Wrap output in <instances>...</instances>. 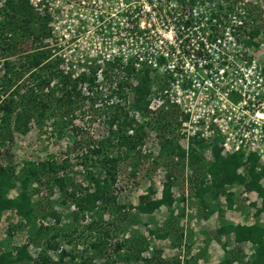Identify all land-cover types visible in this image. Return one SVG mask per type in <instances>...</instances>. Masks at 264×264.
<instances>
[{
  "label": "rangeland",
  "instance_id": "1",
  "mask_svg": "<svg viewBox=\"0 0 264 264\" xmlns=\"http://www.w3.org/2000/svg\"><path fill=\"white\" fill-rule=\"evenodd\" d=\"M33 1L42 8H49L53 37L48 40L61 55L63 67L73 74L99 64V82L104 85L101 70L107 65L106 62L111 64L113 58H120L119 63H124L135 60L142 53L160 62L161 67H157L152 73L153 76H160L151 81L152 90L147 98L150 103L146 118L154 120L158 112L165 113L167 109L175 108L176 134L181 140L182 148L188 150L191 142H187V138H191L194 131L197 132V136H194L197 140L203 139L202 149L193 144L194 148L191 150L195 156L166 158L159 156V131L162 125L152 123L147 127L145 139L137 147L141 156L135 175L127 177V172L131 173L133 170L130 169V162L121 165L116 192L118 204L126 207L127 218L120 223L118 221L116 225H110L112 230L109 234H112L114 240H121L128 233L137 231L149 242L144 256L151 254L152 249L159 248L161 258L169 262L179 261L180 264H219L224 257L222 242L225 240L228 241L227 249L231 255L232 250L240 249L238 254L234 253L239 258L232 264H244L248 261L255 245L248 241L237 244L233 241L232 234L218 236L215 229L219 221L223 220L233 224L259 223L264 227V211L257 213L263 199L255 191L246 190L243 184L234 182L225 186L226 192L233 193L231 206L227 204L226 192L206 193V205L202 206L194 195V186L199 181L203 182L204 169L213 159L214 145L221 148L222 155L242 152L243 158H246L254 153L257 157V170L264 168V100L259 109H246L248 105L245 99H249L251 91L248 94L244 91L255 84L253 81L256 71L261 70L264 74V0H236V3L239 1L243 5L249 3L260 17L258 22L263 34L259 40L263 42L261 48L254 53H248L247 48L230 42L228 34L224 42L213 44V35L205 33L215 30V27L212 24L211 29H208L211 25L208 22L209 14L203 12L202 3L196 4V12L200 16L195 15L187 20L179 17V9L174 5V0ZM230 1L226 0L228 4ZM214 7L211 13L218 9ZM189 8L190 6L186 9ZM138 16H141L138 20L140 29L136 26ZM206 22L207 28L204 29L202 23ZM226 31H229V27ZM207 45L211 47V51L206 53ZM167 65L174 66L175 71L173 79H170V100L173 103L169 101V105L173 107L168 105L159 109L161 99L157 86L160 79L164 78L162 76ZM1 73L2 71L0 75ZM120 77H124L123 73ZM231 90H237V93L232 94ZM239 90L243 92L241 97L237 95ZM226 91L232 101L227 99ZM105 99L106 97L99 96L86 101L80 108L74 109L69 122L62 123L61 112L57 110L56 114H47L43 123L32 121L25 133L12 130V138L9 139L10 135L5 136V141L0 142V164L10 168L9 172L18 178L30 164L37 167L41 161L53 160L62 164L66 160L67 171L60 169L58 174H69L75 183L84 184L82 159L88 152L87 145L92 147L98 140H107L108 132L114 127L111 121L112 109L109 107L112 101ZM131 113L140 118L133 109ZM213 117L217 120H213ZM90 160L92 159L88 162ZM237 172L246 176L245 166H241ZM167 174L174 176L169 193L174 214L169 218V207L163 204L148 215H139L136 205L140 196L146 194L150 187L155 192L151 197L159 198L162 182ZM42 176L29 185V193L36 189L32 193L33 198L45 201L47 198L51 202H48L47 209L55 210L60 220L56 221V217L49 215L43 218L41 211L36 208L37 218L33 224L28 225L15 209L0 212V250L28 244V251L35 258L42 247L47 249L45 241H30L32 227L39 225H54L53 229L47 231V236H44L50 238L49 242H59L66 249L75 247L78 252L84 247L89 248V241L92 240L89 238L94 235V231L89 232L85 228L89 218L82 217L79 212L77 220L74 219L71 211H76V206L71 204L68 207L62 203L60 191L46 184L48 174ZM208 181L209 176L205 178V182ZM192 182L196 184L193 185ZM261 183L264 185V179ZM19 191L17 183L6 189L3 196L14 198ZM179 212L182 216H177ZM110 216L112 214L105 213L104 222L112 219ZM120 226L126 229L125 233L119 229ZM153 228H166L170 235L164 239L156 238L149 232ZM55 231L71 234L69 238L62 235L63 237L52 239L51 235ZM48 251L52 255L55 252ZM87 252L85 255L89 254ZM116 254H111L110 258L115 260L110 264H142L120 261L115 257ZM103 261L95 260V263Z\"/></svg>",
  "mask_w": 264,
  "mask_h": 264
},
{
  "label": "trees",
  "instance_id": "2",
  "mask_svg": "<svg viewBox=\"0 0 264 264\" xmlns=\"http://www.w3.org/2000/svg\"><path fill=\"white\" fill-rule=\"evenodd\" d=\"M209 2L211 6L218 8L217 17L220 14L227 21L235 20L233 26V36L235 40L242 43L244 48L258 51L262 42L259 37L263 31L258 22L259 15L253 7L248 4H241L236 0H231L228 4L226 0H174V5L182 11L187 7L198 4V2ZM214 7V8H215ZM51 16L48 8H39L31 0H0V142L5 141L4 137L10 135L12 130L27 132L32 121L43 123L49 113L61 112V122H69L74 109L80 108L88 100H93L99 96L106 97V101L111 100L112 105V125L107 140H98L88 146V152L82 159L84 169V184L75 183L69 174H58L60 169H66L65 160L62 164H57L53 160L41 161L37 167L28 165L25 171L16 178L10 168L0 164V212H7L15 209L18 216L25 220V224H33L37 218L38 211H41L43 218L59 216L55 210L51 211L46 201L42 198H33L32 189L29 193V185L40 180L42 175L48 174L46 184L56 187L60 191L62 203L66 206L74 204L76 211H71V215L77 220V214L82 213V217L89 218L85 228L87 231H94L93 238L89 241V248H82L78 252L77 248L66 249L60 246L59 242H49L47 231L53 229L50 226H33V233L30 241L42 240L46 242V248L42 247L37 256L33 258L28 251V244H20L14 248L6 247L0 250V264H96L95 260H104L100 264H110L115 259H111V254L117 253L118 260L130 263L131 261L142 264H180L179 261H165L161 258V249L154 248L152 253L144 256L143 253L149 248L148 240L132 231L121 240H114L112 230L109 226L116 225L119 221L127 218L125 205L118 204V175L121 172V165L130 162L131 173L127 172V177H133L139 166L141 153L137 147L144 141L147 127L152 123L162 125L160 128V151L159 156L166 158L178 156H195L194 145L200 149L204 146L202 140H197L192 136L188 142V150L182 148L180 138L177 137L175 108H169L165 113L162 111L156 114L154 120L147 119V112L150 103L148 96L151 94L152 82L160 75H154L145 61L136 66V61H125L119 63L120 58H113L111 64L101 70L103 82H99L98 66L87 67L76 74L62 66L61 55L56 52V47L50 43L49 38L53 37L50 26ZM229 23V22H228ZM139 61V60H138ZM115 66V67H114ZM115 70V72H114ZM123 73L124 77H120ZM168 80L160 79L157 90L161 99L159 109L169 105L166 90ZM156 91V90H155ZM117 97L115 100L112 98ZM129 97V99H128ZM264 95L257 96L261 102ZM123 100V103L121 101ZM123 104V105H122ZM170 106V105H169ZM173 107V106H170ZM131 108V109H130ZM138 113L137 118L131 110ZM72 113V114H71ZM66 116V117H65ZM111 125V126H112ZM12 134L9 139H11ZM8 139V138H7ZM106 142V143H105ZM137 150V151H136ZM8 152V151H7ZM213 159L208 162L204 169L203 182L194 186V195L199 202H204L205 194H216L226 192L225 186L234 182L241 183L246 190L255 191L262 199V205L258 212L264 211V168L257 170V157L254 153L243 158L242 152L222 155L221 148L212 146ZM140 153V154H139ZM89 159H92L88 162ZM245 166L246 176L238 173V169ZM129 167V166H128ZM209 176V181L205 178ZM15 177V178H14ZM43 177V176H42ZM173 175H166L162 182L159 198H154L155 192L148 188L146 194L139 198L136 210L139 215H148L161 205L169 207L170 215L174 214L170 190L172 187ZM195 180V179H194ZM197 181V179H196ZM19 185L20 191L14 198H5L6 189ZM228 206L232 203V192H226ZM46 202V205H43ZM37 208V209H36ZM184 211H182L183 213ZM110 213L112 219L104 222V214ZM179 212L177 216H182ZM116 214V215H115ZM122 233L126 229L119 228ZM150 234L159 239H164L170 235L169 230L149 229ZM10 233V229H8ZM215 233L218 236L233 235V241L237 244L251 242L255 245L248 261L244 264H263L264 261V227L259 223L254 224H233L228 221H219ZM71 233L54 232L52 239L58 236L69 238ZM62 236V237H63ZM228 241L222 242L224 257L219 264H232L239 258L236 254L240 249L232 250L231 255L227 249ZM236 249V248H235ZM48 250H53L55 258ZM88 251L87 255L85 252ZM236 253V254H234ZM183 264H186L184 262Z\"/></svg>",
  "mask_w": 264,
  "mask_h": 264
},
{
  "label": "built area",
  "instance_id": "3",
  "mask_svg": "<svg viewBox=\"0 0 264 264\" xmlns=\"http://www.w3.org/2000/svg\"><path fill=\"white\" fill-rule=\"evenodd\" d=\"M31 1L34 3V5L39 6V8H42L40 5L35 3L33 0H31ZM201 3L204 5L203 12L205 14H209V17H210V19L208 17V22H210L211 25L208 27V29H211L212 24L215 27V30H213V31L210 30V32H206L205 33L207 35H210V34L213 35V39L214 40H213L212 43L217 45V44H220L222 41L224 42V40L227 39V35L226 34H228L230 36V38H231L230 42H232L233 44H238L241 47H243L242 43H240L237 40H235V38L233 36V33H232V31H233V26L232 25H235L237 22L235 20H233V19L231 21H227L226 19H224V17L222 16L221 13H219L220 17H217L216 13H217L218 10H215V13H211V10H213V6H211V4L209 2H201V1L198 2V4H201ZM44 7H45V5H44ZM206 7H208V8L206 9ZM48 11H49V8H48ZM196 11H198V10H197V5L195 4V5L191 6L186 11V13L184 11H182V10H179V12H177V13H179V17L189 20L191 18H194L195 15L196 16H200V14L198 12H196ZM140 18H141V16H138L137 23H136V26L138 27V29H140L139 23H138V20ZM51 25H52V23L50 22V26ZM202 26H204L203 28L206 29L207 28V22L206 23H202ZM228 27H229V31H226V29ZM52 32H53V28H52ZM204 46H205V44H204ZM205 51H206V53H207V51H211V47L209 45H207L206 48H205ZM253 51L254 50H249L248 49V53H254ZM141 60L145 61L148 65H150L149 67L150 68L152 67L151 69H154L155 71L157 70V67H161V63L160 62H158L157 60H154L152 58H149L148 56H145V54H142V53L134 60V62L136 61V63H135L136 66H139L141 64ZM210 71H212V70H210ZM174 73H175L174 66L167 65L165 71L163 72L164 75L162 76V77L166 78V80H168V89L166 90V92H167V97H168L169 101L172 102V103H173V101L170 100V90H171V87H170L171 81H170V79L173 77ZM222 73H223V71H222ZM164 78H162V80H164ZM253 82L255 83L253 85V87L251 86V89L247 88L244 91H247V94L249 93V91H251V94L249 93V99H245L246 100V104L248 105V107L246 109H251V110L255 111V110L259 109V106L262 104L261 102H263V100H264V97H263V100H261V102H259L257 100V96L262 95V94L264 95V88H263V85H264V74H263V72L261 70L255 72V79H254ZM230 92L232 94H234V93H237V90H231ZM228 94H229L228 91H226V96H228ZM241 94H243V92H242V90H239V94H237V95L241 97ZM228 98L230 99L229 96L227 97V99ZM230 100L232 101V99H230ZM160 102H159V104H160ZM261 106H263V105H261ZM214 118L215 117H213V120L216 121L217 119H214ZM227 118L229 119L230 116H227ZM221 131H224V129H221ZM196 134H197V132L194 131L192 136H197ZM228 135H230V133ZM189 139H190V137L187 138V142H188ZM225 142H228V138L224 141V144L226 145ZM236 150H238L237 147H236Z\"/></svg>",
  "mask_w": 264,
  "mask_h": 264
}]
</instances>
